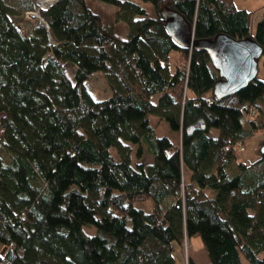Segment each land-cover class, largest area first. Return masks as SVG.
I'll use <instances>...</instances> for the list:
<instances>
[{"label":"trees","instance_id":"obj_1","mask_svg":"<svg viewBox=\"0 0 264 264\" xmlns=\"http://www.w3.org/2000/svg\"><path fill=\"white\" fill-rule=\"evenodd\" d=\"M100 1L114 21L59 0L41 11L46 27L25 15L35 0H0V264H196L194 236L208 264H264V140L257 158L238 156L264 131V78L217 98L208 53L177 43L161 14H183L195 40L250 36L264 56V7L144 0L151 15ZM95 74L106 98L86 86Z\"/></svg>","mask_w":264,"mask_h":264},{"label":"water","instance_id":"obj_2","mask_svg":"<svg viewBox=\"0 0 264 264\" xmlns=\"http://www.w3.org/2000/svg\"><path fill=\"white\" fill-rule=\"evenodd\" d=\"M161 14L177 43L187 48L204 49L208 53L220 75L213 87L217 98L237 93L257 78L263 48L254 38H235L226 33H218L213 38L195 40L194 28L183 14L166 7L161 9ZM196 125L189 127L188 131L191 132ZM201 126L204 128L203 121Z\"/></svg>","mask_w":264,"mask_h":264},{"label":"rangeland","instance_id":"obj_3","mask_svg":"<svg viewBox=\"0 0 264 264\" xmlns=\"http://www.w3.org/2000/svg\"><path fill=\"white\" fill-rule=\"evenodd\" d=\"M13 1H15V0H13ZM132 1L140 3L141 5L146 7L151 15L155 13V9H154L152 3L146 2L144 0H132ZM255 1H258V0H237V1L235 0L236 4L238 6L239 5L242 6L243 3L254 5L253 3H255ZM88 3H89V5H90V7L92 9H94L95 11L99 12L100 14H102L103 19L106 22H111V21L115 20V13H116V10H117L115 5L103 2V1H100V0H88ZM118 26H119L118 27L119 30L122 33H124V31H125L124 24L123 23H118ZM173 56H174L175 61L182 60V55H181L180 52H174ZM187 63H188V60L185 61V64H187ZM258 76L260 78L264 77V56H262L260 58V61H259V73H258ZM86 86L89 89V91L91 92V94L93 95V97L96 98V99L106 98L111 93L109 88H108V86L106 85V83L104 82V80H103V78H102V76L100 74L93 75V77L89 81L86 82ZM150 119H151L152 124L155 126L156 133H158V135L168 134L174 140H176V139H177V141L180 140L178 135H176V133H173L172 131H170V129H169V127H168L166 122L159 120V118L154 116V115H152ZM217 132H218L217 129H215V128L211 129V134L215 135V134H217ZM254 138L255 137L251 136V137H248L245 140V150H243L241 148L238 149V156L239 157L245 158V157H247L250 154L255 155L256 153H258L260 151V148L262 147V143H261L262 142L261 141L262 138L256 139L257 140V145H256V147H253V142L252 141H253ZM110 150H111V153H113L114 155L118 156V151H117L116 147H111ZM136 151H137V146L133 144V152H132V154H133L134 157L136 155ZM135 159L137 160L136 157H135ZM143 159L148 162V161H151L153 159V156L150 155L149 153L145 152L144 155H143ZM84 229L88 233H95L96 232V228L94 226H91V225H85ZM196 238L201 241L200 236H198ZM187 242H189V244L187 243L184 246L185 253L188 252V251L190 252L189 245H190V247H192L196 241L193 242L192 239H190ZM189 254L191 256V253H189Z\"/></svg>","mask_w":264,"mask_h":264},{"label":"crops","instance_id":"obj_4","mask_svg":"<svg viewBox=\"0 0 264 264\" xmlns=\"http://www.w3.org/2000/svg\"><path fill=\"white\" fill-rule=\"evenodd\" d=\"M253 4L254 5L243 3L242 6H240V5L238 6L237 4L236 5L239 8L242 7V8H245L247 10L254 11L256 17L260 16L261 13H262V8L264 7V0L255 1V3H253ZM261 104H262V106L264 108V99H261ZM263 117L264 116L262 115V118ZM252 137H255L252 142H253V147H256V145H257V140L256 139L262 138L261 141L264 140V131L259 130L255 135H252ZM243 150H245V148ZM257 157H258V153H256L255 155L250 154V155L247 156V158H252V159H255ZM196 237H198V236H194L193 238H191L193 242L196 241L194 243V245L190 249L191 257L193 258V260L195 261L196 264H208L209 263L208 254L205 251V249L203 248L202 242L200 240H198ZM177 264H182V263L178 262Z\"/></svg>","mask_w":264,"mask_h":264},{"label":"built area","instance_id":"obj_5","mask_svg":"<svg viewBox=\"0 0 264 264\" xmlns=\"http://www.w3.org/2000/svg\"><path fill=\"white\" fill-rule=\"evenodd\" d=\"M59 0H35L36 6L33 10H27L25 15L27 17H36L39 19L40 23L48 27L47 22L41 15L42 10H46L56 4ZM242 145V144H240ZM242 148V147H241Z\"/></svg>","mask_w":264,"mask_h":264},{"label":"bare ground","instance_id":"obj_6","mask_svg":"<svg viewBox=\"0 0 264 264\" xmlns=\"http://www.w3.org/2000/svg\"><path fill=\"white\" fill-rule=\"evenodd\" d=\"M240 8H242V7H240ZM45 26V25H44Z\"/></svg>","mask_w":264,"mask_h":264}]
</instances>
